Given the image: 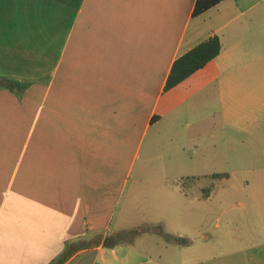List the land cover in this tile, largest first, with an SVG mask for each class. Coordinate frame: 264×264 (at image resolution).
I'll use <instances>...</instances> for the list:
<instances>
[{"label": "crops", "instance_id": "1", "mask_svg": "<svg viewBox=\"0 0 264 264\" xmlns=\"http://www.w3.org/2000/svg\"><path fill=\"white\" fill-rule=\"evenodd\" d=\"M196 2L0 0V264L64 255V264H160L121 241L105 245L110 234L101 231L122 151L133 152V164L148 129L166 118L230 126L245 134L243 158H264V0H224L193 16ZM214 37L220 54L166 91L174 62ZM9 82L26 87L13 90L21 103L39 96V122H22V138L9 135L21 129L22 111ZM248 172L264 175V167ZM202 190L206 198L214 188ZM261 194L252 198L264 223ZM253 230L259 243L245 262L264 264V226Z\"/></svg>", "mask_w": 264, "mask_h": 264}, {"label": "rangeland", "instance_id": "2", "mask_svg": "<svg viewBox=\"0 0 264 264\" xmlns=\"http://www.w3.org/2000/svg\"><path fill=\"white\" fill-rule=\"evenodd\" d=\"M0 90L6 88L2 85ZM9 91L15 105L22 109H16L14 118V127L21 129L10 131L9 135L22 138V122H39V96H30L28 104H24L21 103L23 92ZM137 115L139 121L140 113ZM2 127L0 124V134ZM5 134L6 131L1 138ZM244 137V133L230 126L222 128L213 122H200L196 127L194 122L169 126L166 118L152 125L133 164L131 150L122 151L117 167L112 163L116 174L109 199L114 202V208L107 231L101 232L110 234L107 238L119 237L123 251L132 247L145 259L160 264H196L205 257L216 260L200 264H246L245 251L259 243L260 237L248 230L260 232L264 226L252 198L255 193L264 194V190L254 191L260 188L255 185L264 184V175L248 171L252 167H264V158H243L245 154L240 153L239 142ZM232 147L236 149L232 151ZM216 173L227 176L214 177ZM204 186L214 188L210 197H201L205 194ZM234 226L237 229L230 234ZM164 235L180 243H170ZM203 235L207 236L206 240ZM232 252L235 254H229Z\"/></svg>", "mask_w": 264, "mask_h": 264}, {"label": "trees", "instance_id": "3", "mask_svg": "<svg viewBox=\"0 0 264 264\" xmlns=\"http://www.w3.org/2000/svg\"><path fill=\"white\" fill-rule=\"evenodd\" d=\"M224 0H197L193 16H199L212 7L216 6L220 2ZM221 43L218 37L211 38L179 59H177L172 67L171 73L167 79V84L165 87L166 91H169L170 89L176 87L189 77H191L193 74H195L197 71L204 68L208 63H210L212 60H214L221 51ZM10 90H14V88H19V90H24L26 87L17 83V82H9ZM8 88V87H7ZM214 177H222V175H214ZM169 242H179V240L175 239L174 241L170 238H166ZM121 239L119 237L117 238H106L105 239V245L107 246H115L119 244ZM66 261L65 255L60 257L58 260L54 261L51 264H64Z\"/></svg>", "mask_w": 264, "mask_h": 264}]
</instances>
